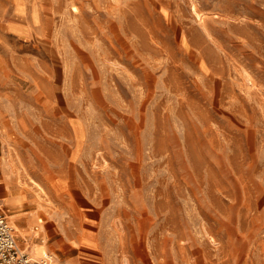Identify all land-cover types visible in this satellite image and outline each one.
Returning a JSON list of instances; mask_svg holds the SVG:
<instances>
[{"label": "rangeland", "instance_id": "obj_1", "mask_svg": "<svg viewBox=\"0 0 264 264\" xmlns=\"http://www.w3.org/2000/svg\"><path fill=\"white\" fill-rule=\"evenodd\" d=\"M4 172L106 264H264V0H0Z\"/></svg>", "mask_w": 264, "mask_h": 264}, {"label": "crops", "instance_id": "obj_2", "mask_svg": "<svg viewBox=\"0 0 264 264\" xmlns=\"http://www.w3.org/2000/svg\"><path fill=\"white\" fill-rule=\"evenodd\" d=\"M16 187L18 188V185L9 177L8 173H2L0 176V202L9 207L5 216L9 222L14 224L15 238L22 250L34 258H38L45 252L53 253L56 256L54 264H106L104 258L97 252L99 246L94 232L90 231L91 228L85 224L82 207V212H80L75 205V213L83 216L84 227L82 233L73 238L72 226L68 227L66 223L57 225L53 219L48 220L39 216L41 211L32 209L24 213L18 212L20 196ZM39 218L44 222L40 223ZM86 238L92 241L90 245L83 243Z\"/></svg>", "mask_w": 264, "mask_h": 264}, {"label": "built area", "instance_id": "obj_3", "mask_svg": "<svg viewBox=\"0 0 264 264\" xmlns=\"http://www.w3.org/2000/svg\"><path fill=\"white\" fill-rule=\"evenodd\" d=\"M54 261L49 252L34 258L22 250L17 244L14 227L0 210V264H54Z\"/></svg>", "mask_w": 264, "mask_h": 264}, {"label": "bare ground", "instance_id": "obj_4", "mask_svg": "<svg viewBox=\"0 0 264 264\" xmlns=\"http://www.w3.org/2000/svg\"><path fill=\"white\" fill-rule=\"evenodd\" d=\"M21 194L23 195V197L24 198H28V195H27V189L25 188V187H23L22 189H21ZM1 208H2V206H0ZM3 209V208H2ZM6 212V211H5ZM34 214V213H33ZM11 218V217H10ZM34 218V217H33ZM12 219V218H11ZM39 219H41V218H39ZM12 221H13V219H12ZM10 223L12 224V226L13 227H15L14 226V224L10 221Z\"/></svg>", "mask_w": 264, "mask_h": 264}]
</instances>
